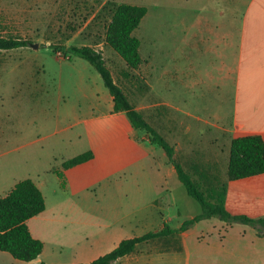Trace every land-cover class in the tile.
Returning <instances> with one entry per match:
<instances>
[{
	"label": "rangeland",
	"instance_id": "rangeland-1",
	"mask_svg": "<svg viewBox=\"0 0 264 264\" xmlns=\"http://www.w3.org/2000/svg\"><path fill=\"white\" fill-rule=\"evenodd\" d=\"M119 4L147 10L133 32L141 56L133 71L105 44L106 26ZM197 21L198 0H0V37L29 42L0 51V198L29 179L49 211L55 204L78 206L66 225L40 226L49 238L44 255L53 253L52 262L71 260L85 244L86 205L109 206L92 212L116 213L112 218H140L144 233L163 223L174 229L201 212L176 176L161 184L159 170L173 168L164 152L125 114L113 113L99 73L65 55L69 46L102 55L114 82L204 191L226 181L233 86L224 79L227 71L220 72L219 51L198 49ZM86 151H92V160L63 168ZM211 221L197 222L190 235L208 232ZM242 227L229 233L242 234ZM65 244L73 246L70 254ZM168 244L175 247L177 240Z\"/></svg>",
	"mask_w": 264,
	"mask_h": 264
},
{
	"label": "crops",
	"instance_id": "crops-1",
	"mask_svg": "<svg viewBox=\"0 0 264 264\" xmlns=\"http://www.w3.org/2000/svg\"><path fill=\"white\" fill-rule=\"evenodd\" d=\"M197 24L198 49L219 51L220 72L226 70L224 79L232 82L231 139L258 135L264 142V0H198ZM159 172L161 184L167 185V180L177 178L172 167H162ZM226 181L225 209L229 214L264 218V174ZM50 209L45 205L43 212L27 221L31 236L43 243L41 254L30 262L15 261L23 264L88 263L112 251L122 240L148 233L143 232L144 224L140 218L130 221L120 215L112 218L116 213L92 212L107 211L109 206L89 204L84 214L87 227L85 244L73 252L71 260L52 262L53 253L44 255L49 238L40 226L53 225L54 229L57 223L64 226L79 208L76 204H55ZM194 216L188 215L185 220ZM207 221L212 224L208 232L201 231L191 236L189 231L200 222L196 223L179 234L139 244L131 255L113 264H264V233L259 235L256 229L239 224L243 226L242 234H230L229 231L238 224L227 226L216 218L204 220ZM161 228L162 225L158 230ZM215 229L218 232L222 230V234L214 237ZM171 240H177L175 247L168 244ZM247 244L254 245V250ZM65 245V253L70 254L73 246ZM7 255L0 252V260L19 264Z\"/></svg>",
	"mask_w": 264,
	"mask_h": 264
},
{
	"label": "trees",
	"instance_id": "trees-1",
	"mask_svg": "<svg viewBox=\"0 0 264 264\" xmlns=\"http://www.w3.org/2000/svg\"><path fill=\"white\" fill-rule=\"evenodd\" d=\"M147 10L142 6L119 4L114 7L105 29V44L124 62L128 71L137 69L141 63L140 42L133 36ZM29 42L18 38L0 37V51L14 50L28 46ZM65 55L78 57L88 62L100 75L104 87L112 99L113 113H123L130 125L143 130L147 139L165 154L173 166L177 179L186 194L200 207V213L182 222L172 229L163 223L157 231L148 232L140 237L122 240L109 253L88 263L76 264H113L117 260L131 255L137 245L148 243L172 234L186 231L202 220L216 218L227 225L244 224L264 233V218L251 219L243 215H231L225 209L226 183L220 189L208 193L192 174L183 169L175 158V149L144 119L129 101L122 88L113 80L102 55L91 47L69 46ZM93 159L92 151H86L63 163L65 170L72 169ZM264 174V142L258 135L234 138L230 141L226 180L236 181ZM219 188V187H218ZM213 189H217L214 187ZM45 209V200L38 187L29 179L16 182L13 188L0 198V252L8 254L14 260L30 262L35 260L43 250V243L30 234L27 221L39 215ZM44 264V263H41Z\"/></svg>",
	"mask_w": 264,
	"mask_h": 264
},
{
	"label": "water",
	"instance_id": "water-1",
	"mask_svg": "<svg viewBox=\"0 0 264 264\" xmlns=\"http://www.w3.org/2000/svg\"><path fill=\"white\" fill-rule=\"evenodd\" d=\"M34 48H36V45H33Z\"/></svg>",
	"mask_w": 264,
	"mask_h": 264
}]
</instances>
